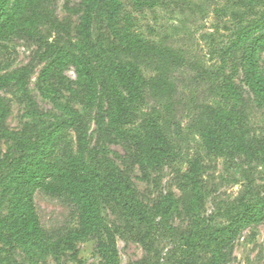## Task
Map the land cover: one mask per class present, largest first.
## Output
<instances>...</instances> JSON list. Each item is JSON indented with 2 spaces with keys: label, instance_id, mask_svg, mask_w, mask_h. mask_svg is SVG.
Instances as JSON below:
<instances>
[{
  "label": "rangeland",
  "instance_id": "rangeland-1",
  "mask_svg": "<svg viewBox=\"0 0 264 264\" xmlns=\"http://www.w3.org/2000/svg\"><path fill=\"white\" fill-rule=\"evenodd\" d=\"M256 25L264 32V0H0V264H264V154L236 153L228 141L215 155L190 128L203 101L229 126L220 137L264 142V39L256 46L248 33ZM134 41L171 45L217 74L199 83L194 68L179 70V127L165 130L157 160L140 122L162 101L132 104L139 118L127 127L113 107L122 91L107 50ZM38 148L97 173L86 203L11 180L19 157ZM29 197L44 236L27 240L15 218Z\"/></svg>",
  "mask_w": 264,
  "mask_h": 264
},
{
  "label": "trees",
  "instance_id": "trees-1",
  "mask_svg": "<svg viewBox=\"0 0 264 264\" xmlns=\"http://www.w3.org/2000/svg\"><path fill=\"white\" fill-rule=\"evenodd\" d=\"M234 18L241 24L240 13L234 14ZM262 26L256 25L248 30L249 34L255 33L253 41H256V46L264 39V32L257 30ZM252 48L255 49V44ZM252 48L246 50L248 56ZM107 54L110 58L109 69L122 91L113 95V107L120 127L131 126L138 121V115L131 109L132 104H141L146 98L162 101L160 105L152 107L150 114L140 122L141 131L146 136L142 144L143 149L150 158L157 160L166 153L170 144L165 130L179 127L175 113L177 104L182 107V102H177L176 99L178 93L175 82L179 70L194 68L198 75L193 79L199 83L210 84L215 81L217 74L212 76L206 71L201 72L188 61L182 51L167 44L134 41L112 45L108 48ZM65 57L66 55H59L55 64ZM247 63L250 64L248 57L245 64ZM142 72L149 76L143 77ZM219 115L210 104L203 101L195 105L194 120L190 128L201 135L210 153L225 154L228 150L227 142L231 141L233 151L236 153L249 157L264 154V142L258 137H253L245 144L241 141L242 137L226 136L224 139L220 137L219 132L222 130L227 133L229 126ZM16 179L29 187H38L50 194L65 195L75 205L86 203L98 186L97 173L81 157H70L64 163H58L45 158V153L40 148L19 157L11 180ZM23 209L24 211L15 218V225L21 237L28 240L44 236L31 197L26 199ZM6 224V221H1L0 229L5 228Z\"/></svg>",
  "mask_w": 264,
  "mask_h": 264
}]
</instances>
